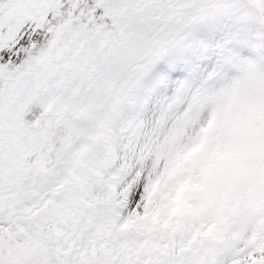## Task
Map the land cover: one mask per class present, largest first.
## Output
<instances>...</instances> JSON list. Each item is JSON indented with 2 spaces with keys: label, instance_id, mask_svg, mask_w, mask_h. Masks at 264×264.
<instances>
[{
  "label": "snow or ice",
  "instance_id": "1",
  "mask_svg": "<svg viewBox=\"0 0 264 264\" xmlns=\"http://www.w3.org/2000/svg\"><path fill=\"white\" fill-rule=\"evenodd\" d=\"M0 264H264V0H0Z\"/></svg>",
  "mask_w": 264,
  "mask_h": 264
}]
</instances>
